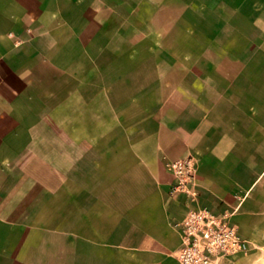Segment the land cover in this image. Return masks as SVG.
<instances>
[{
	"label": "crops",
	"instance_id": "1",
	"mask_svg": "<svg viewBox=\"0 0 264 264\" xmlns=\"http://www.w3.org/2000/svg\"><path fill=\"white\" fill-rule=\"evenodd\" d=\"M156 1L0 0V264H180L191 206L244 241L225 264H264V0L193 10L222 61H138Z\"/></svg>",
	"mask_w": 264,
	"mask_h": 264
},
{
	"label": "rangeland",
	"instance_id": "2",
	"mask_svg": "<svg viewBox=\"0 0 264 264\" xmlns=\"http://www.w3.org/2000/svg\"><path fill=\"white\" fill-rule=\"evenodd\" d=\"M227 1L229 10L233 9L234 5L239 4L241 0H168V2L156 1L153 3L141 4V15L135 18L137 26H143L144 20H149V25L153 29H163L165 32L158 35H150L145 39V43L137 54L138 61H147L149 54L146 52V46L154 41L161 45L157 52L158 61H222L223 51L218 49H210L208 46L213 42H219L223 39V35L206 32L207 23L203 22L205 32L196 35L192 38V34L185 35L181 32L183 26L189 27L192 23V14L195 9L216 10L220 4ZM209 4V5H208ZM205 7V8H204ZM186 12L185 17L181 14ZM154 14L153 18L144 19L145 16ZM220 24L219 21H214L213 25ZM113 30L121 29V23L114 21ZM205 26V27H204ZM141 35L139 33L130 34L129 37L133 41H137ZM194 36V35H193ZM102 44L107 43L106 39L101 40ZM112 46L118 47L123 52L125 42L121 46V38L113 40ZM94 54V52L91 50ZM188 59H185V57ZM118 58V59H117ZM100 61H125L123 56L113 57L112 55H103ZM168 164V163H167ZM166 164V170L167 169ZM170 173V172H169Z\"/></svg>",
	"mask_w": 264,
	"mask_h": 264
},
{
	"label": "built area",
	"instance_id": "3",
	"mask_svg": "<svg viewBox=\"0 0 264 264\" xmlns=\"http://www.w3.org/2000/svg\"><path fill=\"white\" fill-rule=\"evenodd\" d=\"M167 169L174 180L173 190L188 192L195 178V159L188 156L169 162ZM176 226L181 240L176 255L180 264H225L244 249V241L224 215L191 206Z\"/></svg>",
	"mask_w": 264,
	"mask_h": 264
}]
</instances>
